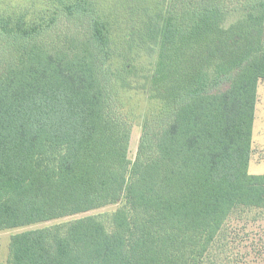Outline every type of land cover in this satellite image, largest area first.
Here are the masks:
<instances>
[{
  "label": "trees",
  "instance_id": "1",
  "mask_svg": "<svg viewBox=\"0 0 264 264\" xmlns=\"http://www.w3.org/2000/svg\"><path fill=\"white\" fill-rule=\"evenodd\" d=\"M161 1L151 18L143 0H0V231L119 205L13 234L4 264L261 262L227 223L264 221V0ZM132 44L153 48L141 85ZM120 90L152 103L134 160Z\"/></svg>",
  "mask_w": 264,
  "mask_h": 264
},
{
  "label": "rangeland",
  "instance_id": "2",
  "mask_svg": "<svg viewBox=\"0 0 264 264\" xmlns=\"http://www.w3.org/2000/svg\"><path fill=\"white\" fill-rule=\"evenodd\" d=\"M8 3H17L22 0H3ZM143 4L149 12V16L153 18L156 13L162 9L161 0H143ZM120 41L122 35L119 34ZM153 48L147 45L132 44L130 50L131 63L136 66L139 77L134 80L136 85H141L145 77L150 75L154 63ZM118 98L122 104V111L127 115L132 123L131 139L128 148V158L134 160L141 131V125L152 103L149 100L148 90H120ZM248 172L251 175H264V81H260L257 87V102L255 105V118L252 129V152L248 165ZM119 205H110L95 211H91L82 215L70 218L54 220L46 223L31 225L17 229L0 231V263H6L8 259V243L9 238L13 234L24 232L32 229H39L54 224L67 222L72 219L81 218L88 215H96L101 213H109L114 211ZM228 233L234 240L232 246L238 250V258L242 261L246 259H255V255L249 253L251 245H259V239L264 240V221L254 223L246 219H237L232 217L227 223ZM243 263V262H242ZM259 264H264V256Z\"/></svg>",
  "mask_w": 264,
  "mask_h": 264
}]
</instances>
